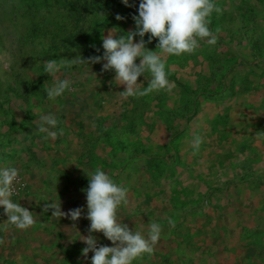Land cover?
I'll use <instances>...</instances> for the list:
<instances>
[{
	"label": "rangeland",
	"instance_id": "374dc122",
	"mask_svg": "<svg viewBox=\"0 0 264 264\" xmlns=\"http://www.w3.org/2000/svg\"><path fill=\"white\" fill-rule=\"evenodd\" d=\"M129 3L0 0V167L18 169L10 199L35 219L18 230L0 206V264H91L79 236L91 223L85 171L96 168L128 190L121 223L144 235L150 221L161 225L154 251L133 264H264V0H215L208 26L217 42L167 57L172 92L124 98L106 61L71 60L103 57L109 32L135 31L140 0ZM50 59L55 77L44 72ZM57 79L71 90L50 100ZM41 114L56 118L55 140L36 132ZM52 201L63 212L82 208L81 219L44 212Z\"/></svg>",
	"mask_w": 264,
	"mask_h": 264
},
{
	"label": "clouds",
	"instance_id": "9594fccd",
	"mask_svg": "<svg viewBox=\"0 0 264 264\" xmlns=\"http://www.w3.org/2000/svg\"><path fill=\"white\" fill-rule=\"evenodd\" d=\"M122 2L125 6H132L129 0ZM213 11H220L215 0H140L138 15L133 16L135 31L119 38H116L115 31L109 32L103 37V57L95 56L85 60L78 56L71 60V64L89 65L106 61L103 71H115L114 82L125 86V90L119 92L124 98L143 97L162 90L171 93L174 83L167 78V57L192 54L202 42L215 45L217 36L208 26ZM116 19L123 20L124 17L117 15ZM146 35L149 37L147 41L144 39ZM137 36L140 37L139 42H136ZM153 40H158L155 51L146 47ZM44 72L55 77L60 72V66L55 60H47L44 62ZM145 73L150 74V78L146 76L149 78L147 87L138 82ZM71 84L69 79H57L53 86L47 88L48 98L54 100L62 96L65 91L71 90ZM57 123L53 115L41 114L36 132L43 134L44 140H55L58 133L52 129ZM59 135H63V129H60ZM191 143L198 151L203 138L197 135ZM85 172L89 179L88 187L82 190L86 192L87 199L85 218L91 223L89 235L80 233L79 236V240L87 245L82 249V255L87 258L90 252L94 253L91 264H133L144 254H151L161 238V225L150 221L147 235L137 230L133 232L127 224L120 222L117 215L119 208L127 204V188L118 184L101 168ZM18 174L14 166L0 167V206H3L8 217L7 224L27 231L35 224L32 212L10 199ZM49 210H52V217L70 218L73 222L81 219L84 211L76 208L63 212L60 201L47 203L43 211ZM168 224L170 228L175 227L174 220L169 219ZM97 232L103 233L113 246H98L97 238L93 235Z\"/></svg>",
	"mask_w": 264,
	"mask_h": 264
}]
</instances>
